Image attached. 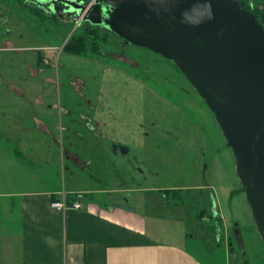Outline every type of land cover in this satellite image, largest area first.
Returning a JSON list of instances; mask_svg holds the SVG:
<instances>
[{
	"label": "rangeland",
	"instance_id": "rangeland-1",
	"mask_svg": "<svg viewBox=\"0 0 264 264\" xmlns=\"http://www.w3.org/2000/svg\"><path fill=\"white\" fill-rule=\"evenodd\" d=\"M6 1H1L0 9L10 10L14 0ZM16 9L17 18L9 29L0 30V192L32 186L59 190L63 198L78 194L70 196L72 186L123 185L129 189L124 199L146 214L163 239L179 241L183 235H194L199 240L190 238L187 246L200 250L211 264H264V241L233 150L213 112L184 75L177 71L176 96L170 100L159 79L149 82L161 91L157 96L142 80L145 72L128 65L152 54L122 45L112 32L106 40L96 38L94 51L70 54L64 46L84 33L83 22L50 18L19 1ZM97 35L105 36L103 31ZM164 63L156 67L153 61L146 66L142 62V66H149L147 70L160 79L167 73L166 86L172 81ZM169 107L177 111L172 127L154 129L146 110L161 112ZM62 109L76 111L75 123ZM81 113L102 122L99 137L91 139ZM40 121L48 125L49 134L40 129ZM69 126L86 133H70L64 129ZM19 138L23 144L17 145ZM113 146H118L117 154ZM72 152L89 165L83 168L70 161L67 155ZM19 153L27 162L16 158ZM118 169L139 173L123 179L109 177ZM191 186L200 189H184ZM0 202L4 204L0 206V254L8 259V216L17 198L7 195ZM202 208L205 220L199 215ZM219 215L223 220L217 219Z\"/></svg>",
	"mask_w": 264,
	"mask_h": 264
},
{
	"label": "water",
	"instance_id": "water-1",
	"mask_svg": "<svg viewBox=\"0 0 264 264\" xmlns=\"http://www.w3.org/2000/svg\"><path fill=\"white\" fill-rule=\"evenodd\" d=\"M91 2L66 13L174 62L213 112L264 241V24L240 0Z\"/></svg>",
	"mask_w": 264,
	"mask_h": 264
},
{
	"label": "crops",
	"instance_id": "crops-1",
	"mask_svg": "<svg viewBox=\"0 0 264 264\" xmlns=\"http://www.w3.org/2000/svg\"><path fill=\"white\" fill-rule=\"evenodd\" d=\"M62 112L65 116H71V122L75 123L76 111L62 109ZM89 116L91 120L88 123L86 118ZM79 117L83 119L91 139L96 135L99 137L97 131L103 128L102 122L85 113L79 114ZM39 125L43 132L50 133L46 123L40 121ZM64 129L70 133L75 131L80 136L86 133L81 129L73 130V126ZM17 141V145L23 144L22 138ZM112 150L117 154L119 148L113 146ZM126 150L121 148L123 154L127 153ZM19 154L20 158H16L27 162L24 155ZM70 154L77 158L76 165L83 168L89 165L90 161L77 153ZM129 173L137 176L139 172L118 169L109 173V177L123 179ZM35 188L21 186L7 193L0 192V197L9 195L17 198L16 204L10 205L12 216H8V259L0 254V264L1 261L3 264H211L203 258L200 250L187 246L190 238L195 243L199 240L194 235L190 238L187 234L183 235L179 241L160 237L146 214L131 207L128 204L130 199H124V193L129 189L123 185L107 188L69 187L70 196L82 192L84 198L81 209L67 210L52 206L54 199L62 197V192ZM184 189L198 190L200 187ZM101 194L105 196L104 200L97 198ZM138 202L144 204L146 200L140 199ZM6 209L2 211L5 213ZM199 215L205 220L203 208ZM196 247L200 249V246ZM204 251L209 252L208 249Z\"/></svg>",
	"mask_w": 264,
	"mask_h": 264
},
{
	"label": "flooded vegetation",
	"instance_id": "flooded-vegetation-1",
	"mask_svg": "<svg viewBox=\"0 0 264 264\" xmlns=\"http://www.w3.org/2000/svg\"><path fill=\"white\" fill-rule=\"evenodd\" d=\"M1 1H6V0H0V6H3ZM18 1L20 3H23L27 6H29L31 8V10H34L35 12L38 11L40 14H43V15L48 16L50 18L59 19L60 17H62V18L67 17V18L71 19L70 15L68 13H66V11L67 10H70V11L73 10L72 7H75V6L72 5V3H70V2H74L76 5H78V4H82V3H88L91 0H14L13 3H10V10H8V9L6 10L4 8L0 9V30L3 27H4V31L9 29L8 27H9L10 22L12 23L13 20H15L17 18L16 2H18ZM5 3L7 4V1ZM3 15H5L6 18H3ZM15 26H16V24H15ZM99 27L101 28V30L103 32L107 29L106 27H102V26H99ZM107 30H108L107 32H110L109 29H107ZM1 34H2V32H1ZM5 42L10 44V45L14 44L11 40H8ZM120 42L122 43V45L125 44V41H123V40H121ZM130 45H134V44H130ZM135 47H137L138 49H140L142 51H145L146 52L145 55L152 54V57L151 58L149 56L142 57L141 62L134 61V62H131V64H128L130 62H129V59L126 58L124 60L127 61V64L129 66H132L133 68H140L142 72H145L144 74H141L142 80H144L147 83V85L151 86L153 92H157V96L161 95V91L159 89L156 90L155 87L149 83V82H157L156 79H159L158 83L162 86L161 88L164 91V95L167 97L169 96V100L171 97L176 96V94H175L176 92L174 91L173 84L176 82L175 76L177 75V71H180L178 69V67L176 66V64L174 62H172L171 60H169V59L161 56L160 54L153 52L147 48L139 47L137 45H135ZM131 60L132 59H130V61ZM162 60H164V62H165L164 64H166L165 67L168 66L169 69L171 70V71L169 70L168 73H169V76L171 78L170 81H172V83H166V86L164 84V81H165V78L168 77L167 73L164 75V77H165L164 79H160L154 75L155 74L154 72L150 73L147 70V68H149V66L144 67V68L142 66V62H144V65L146 66V63L149 65L150 61H153L154 65H156V67H159L162 64ZM134 63H137V65H135ZM135 76L137 77V75H135ZM184 77H185V75H184ZM188 82L190 83L189 80H188ZM146 112H147V114H146L147 117H149V123L151 126H153L154 129H156V126L161 127V125L164 126L165 128H171L173 125V122H174V118L176 117V114H177V111L175 110L174 107L164 108L161 112L158 109L157 110L153 109L150 111L146 110ZM90 120H91L90 116L88 118H86V121H88V123ZM67 158L70 161L76 163L77 158L74 156H71L70 153H68Z\"/></svg>",
	"mask_w": 264,
	"mask_h": 264
},
{
	"label": "trees",
	"instance_id": "trees-1",
	"mask_svg": "<svg viewBox=\"0 0 264 264\" xmlns=\"http://www.w3.org/2000/svg\"><path fill=\"white\" fill-rule=\"evenodd\" d=\"M240 2L245 7L255 12L260 22L264 24V6L262 5V0H240ZM81 28L85 29L84 33L81 35L79 34V36H73L72 40L66 43V45L64 46V50L66 52L75 55H86L88 51H94L93 46L95 43H98V41H96V38H98L99 40H106V35H108L107 29L103 32L105 36L97 35L98 32L102 31L101 28L98 25H92L90 22H83ZM95 33L96 35H94ZM112 33L114 34V32ZM89 37L91 38L89 39ZM218 218L219 220L221 219L220 215L218 216Z\"/></svg>",
	"mask_w": 264,
	"mask_h": 264
},
{
	"label": "built area",
	"instance_id": "built-area-1",
	"mask_svg": "<svg viewBox=\"0 0 264 264\" xmlns=\"http://www.w3.org/2000/svg\"><path fill=\"white\" fill-rule=\"evenodd\" d=\"M93 2H94V0H92L91 4ZM76 24H79V22H77ZM46 61L48 62V59H46ZM82 198H83V194L78 193L76 196L63 197V198L58 199V200L55 199L52 202V206L54 208L60 209V210H67L69 208L81 209L83 207Z\"/></svg>",
	"mask_w": 264,
	"mask_h": 264
}]
</instances>
